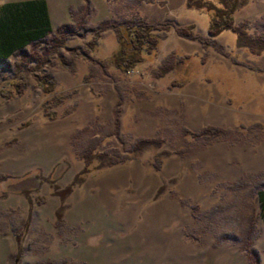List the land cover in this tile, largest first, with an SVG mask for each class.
<instances>
[{
  "label": "rangeland",
  "instance_id": "obj_1",
  "mask_svg": "<svg viewBox=\"0 0 264 264\" xmlns=\"http://www.w3.org/2000/svg\"><path fill=\"white\" fill-rule=\"evenodd\" d=\"M105 1L83 0L72 23L86 3L92 28L182 18L177 0ZM182 11L208 26L206 11ZM232 18L264 35V0ZM168 32L126 74L106 62L116 42L104 32L91 53L102 66L62 65L89 38L82 28L39 64L0 56V264H264V51L234 46L230 31L214 39L227 54ZM168 53L175 65L155 78ZM83 156L90 170L60 200Z\"/></svg>",
  "mask_w": 264,
  "mask_h": 264
},
{
  "label": "trees",
  "instance_id": "obj_2",
  "mask_svg": "<svg viewBox=\"0 0 264 264\" xmlns=\"http://www.w3.org/2000/svg\"><path fill=\"white\" fill-rule=\"evenodd\" d=\"M246 1L247 0H185V4L188 8L207 12L209 23L206 28V35H200L194 32L192 24L179 26L173 21L166 19L157 20L153 23L147 22L136 16L129 17L128 19L126 17L115 20L103 19L100 23H97L94 28L86 27L85 24L89 17L88 13L90 9L88 3L80 8L85 13L84 20H77L74 24L72 21L61 24L51 33L52 30L47 26L45 30H35V28L38 27L39 20H43L46 25V15L41 7L37 9V16L33 15L32 12V14L26 12L22 15H16L17 18L14 16L10 23H8L7 26L5 25L7 29H4L3 26L0 28V56L4 60L14 52H17L20 54L22 61L30 64L32 62L39 64L47 60L50 52L64 46L66 37L74 34L76 28H82L85 33H90V36L85 40L82 46L79 45L74 48H69L68 51L71 54V61L62 62L64 67H67L69 62L72 65L71 62L74 57H82L84 60L88 59L95 62L98 66H102L104 62L93 58L91 53L96 51L98 40L107 29L112 30L115 34L117 46L114 50L110 51L109 59L106 60V62L110 63L112 68L124 74L132 71L145 59L154 60L160 44L159 39L165 36L170 29L175 30L180 38L185 37L187 39H192V41L197 40L203 47L208 48V46H212L224 54L227 53L214 42V39L219 34L221 35L223 31H230L236 36L234 46L245 48L252 55H261L264 51V35H252L247 33L246 23L235 24L234 18H232L233 13H235ZM70 13L74 19V14L72 12ZM49 32L51 33L50 36L45 38L46 34ZM34 39L36 40L33 41ZM27 43L29 47L27 48L28 50L25 51L23 48ZM175 60L172 54L168 53L166 58L162 60L158 66L153 68L152 76L155 78H160L163 75L165 76L175 65ZM236 63L238 62L236 61ZM72 68L73 67H71V70ZM36 79L38 80V84L42 86L43 93H47L55 84L54 80H52L48 74L36 77ZM206 131L207 129L201 133L205 134ZM193 135L200 134L196 133ZM85 157L83 156L85 162L83 169L78 171L73 181L63 189L60 200H63V197L72 191V186L75 183L81 184L86 177V174L90 170L89 166L91 162ZM62 210H64L63 206L55 212L59 222L62 221ZM19 235L20 234L15 235V240H17L18 243V252L21 247Z\"/></svg>",
  "mask_w": 264,
  "mask_h": 264
},
{
  "label": "crops",
  "instance_id": "obj_3",
  "mask_svg": "<svg viewBox=\"0 0 264 264\" xmlns=\"http://www.w3.org/2000/svg\"><path fill=\"white\" fill-rule=\"evenodd\" d=\"M91 1H94V0H91ZM151 1L152 0H150V2ZM170 1L172 2V0ZM82 2L83 0H0V28L3 26L4 29H7L6 27L7 24L10 23V21L13 19L14 16L16 17V15H22L26 12L27 13L32 12L33 15L37 16L38 15L37 9H40L42 7L43 11L45 12L46 19H47L46 25H45V22H43V20L42 21L39 20L38 27H36L35 30H45L47 26L52 30L51 31L52 33L53 30L59 27L61 24L71 21V15L69 13L70 9L74 10V8L79 7L82 4ZM184 2L185 0H177L178 4L174 6L173 10L175 11L178 10L177 12H180V14L182 15V18L173 16L172 18L173 21H175V23L179 26L193 24L195 26L194 31H197L201 34H205L206 33L205 30L208 26L205 27L202 25L201 27H199L198 18L193 17L192 14L187 15V16L182 14L183 7H186L187 9H192V8H188L186 4H184ZM99 6L101 9L106 8L107 2L105 0H96L95 5H94L95 9L96 7H99ZM104 18H108V16L102 17L100 20L98 19L97 22H94V26L95 24L100 23L101 20ZM170 31L173 32L171 29ZM51 33L50 32L47 33L45 38L48 37L49 34ZM103 36L111 41V45L115 41V34H113V32L110 29L105 30L103 33ZM35 40L36 39H34L33 41ZM26 46H28V43ZM116 46H117V42H116Z\"/></svg>",
  "mask_w": 264,
  "mask_h": 264
},
{
  "label": "water",
  "instance_id": "obj_4",
  "mask_svg": "<svg viewBox=\"0 0 264 264\" xmlns=\"http://www.w3.org/2000/svg\"><path fill=\"white\" fill-rule=\"evenodd\" d=\"M31 178V177H30ZM32 179V178H31ZM27 178L25 179V178H23V179H21V180H19V181H17V182H15V183H17V189H19V188H21V187H24V188H27V185H30V184H27ZM33 180L35 181L36 179L35 178H33ZM37 181V180H36ZM27 184V185H26Z\"/></svg>",
  "mask_w": 264,
  "mask_h": 264
}]
</instances>
